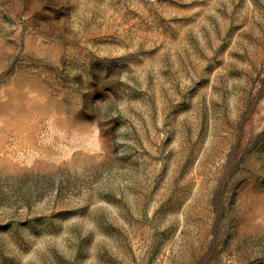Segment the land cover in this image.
Masks as SVG:
<instances>
[{
	"label": "rangeland",
	"instance_id": "obj_1",
	"mask_svg": "<svg viewBox=\"0 0 264 264\" xmlns=\"http://www.w3.org/2000/svg\"><path fill=\"white\" fill-rule=\"evenodd\" d=\"M0 264H264V0H0Z\"/></svg>",
	"mask_w": 264,
	"mask_h": 264
}]
</instances>
